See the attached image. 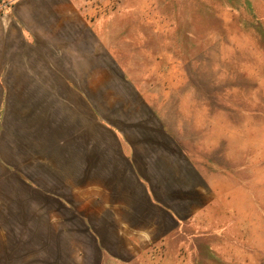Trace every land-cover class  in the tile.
<instances>
[{
  "label": "crops",
  "instance_id": "crops-1",
  "mask_svg": "<svg viewBox=\"0 0 264 264\" xmlns=\"http://www.w3.org/2000/svg\"><path fill=\"white\" fill-rule=\"evenodd\" d=\"M109 39L78 0L0 14V152L72 213L73 264L128 263L217 196Z\"/></svg>",
  "mask_w": 264,
  "mask_h": 264
},
{
  "label": "rangeland",
  "instance_id": "rangeland-1",
  "mask_svg": "<svg viewBox=\"0 0 264 264\" xmlns=\"http://www.w3.org/2000/svg\"><path fill=\"white\" fill-rule=\"evenodd\" d=\"M13 1L0 0V14ZM78 2L98 18L127 73L217 192L171 241L108 264H259L264 0ZM15 157L22 162H7L8 153L0 152V264H73L66 258L73 244L64 239L74 233L72 213L26 177L29 163L19 148Z\"/></svg>",
  "mask_w": 264,
  "mask_h": 264
}]
</instances>
